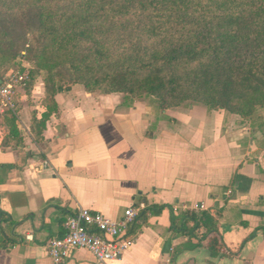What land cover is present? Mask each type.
Segmentation results:
<instances>
[{"label":"crops","instance_id":"crops-1","mask_svg":"<svg viewBox=\"0 0 264 264\" xmlns=\"http://www.w3.org/2000/svg\"><path fill=\"white\" fill-rule=\"evenodd\" d=\"M44 85L36 78L18 105L20 144L12 115L0 114V264H55L45 245L64 236L69 215L117 220L141 204L129 251L98 262L75 248L61 264H264V108L249 120L199 106L167 112L74 85L41 129ZM199 205L216 249L204 226L178 219Z\"/></svg>","mask_w":264,"mask_h":264},{"label":"trees","instance_id":"trees-1","mask_svg":"<svg viewBox=\"0 0 264 264\" xmlns=\"http://www.w3.org/2000/svg\"><path fill=\"white\" fill-rule=\"evenodd\" d=\"M18 1L23 15L35 11L36 26L22 51L1 28L0 68L31 64L27 92L46 76L41 129L57 110L56 95L74 85L147 97L163 110L201 104L244 120L264 108V0ZM7 124L20 144L15 116ZM178 219L191 222L190 231L204 226L202 238L219 247L207 213Z\"/></svg>","mask_w":264,"mask_h":264},{"label":"built area","instance_id":"built-area-1","mask_svg":"<svg viewBox=\"0 0 264 264\" xmlns=\"http://www.w3.org/2000/svg\"><path fill=\"white\" fill-rule=\"evenodd\" d=\"M29 75V68L21 62L0 78V114L17 115L19 89L26 84ZM143 209V204L129 207L121 218L112 220L100 212L80 208L66 218L64 236L49 239L45 249L55 264L63 263L75 248L88 250L98 262L115 260L133 247L135 237L131 231ZM203 209L204 206L199 205L184 209L183 213ZM177 210L175 207L174 212Z\"/></svg>","mask_w":264,"mask_h":264},{"label":"rangeland","instance_id":"rangeland-1","mask_svg":"<svg viewBox=\"0 0 264 264\" xmlns=\"http://www.w3.org/2000/svg\"><path fill=\"white\" fill-rule=\"evenodd\" d=\"M18 0H0V31L1 28H4V30L10 31L9 36L12 37L17 51H22L27 47V39H28V29L33 28L36 26V21L34 18L35 11L34 10H29L28 13L23 15L22 10L20 9V5H18ZM24 65H27V68L29 70L31 69V64H29L25 59L22 61L20 60ZM6 67L0 68V75H4L8 72H10L14 68H10L6 71ZM6 71V72H5ZM64 74V73H63ZM46 76H39V78L45 79ZM65 82H63L64 86L68 85L69 78L68 76H65ZM44 83V81H43ZM45 86V85H44ZM21 91V92H20ZM26 91L27 87L26 84L22 85V87L19 89V95L21 101L19 104L24 105L28 104V98L26 96ZM94 95H99L103 94L101 92L93 93ZM121 96V101L122 103L126 102V96L122 93H117ZM135 99V105H145L146 107H149L151 109H158V110H163L160 109L158 102L147 98V97H140V98H133ZM18 104V105H19ZM20 106V105H19ZM196 106L199 107H205L201 104H192V107H175L171 109H165L163 111H180V112H188L191 110V108H194ZM206 108V107H205ZM41 109V108H40ZM214 111H219V110H214ZM226 111V110H223ZM228 112V111H226ZM173 113V112H172ZM229 113V112H228ZM232 114V113H231Z\"/></svg>","mask_w":264,"mask_h":264}]
</instances>
